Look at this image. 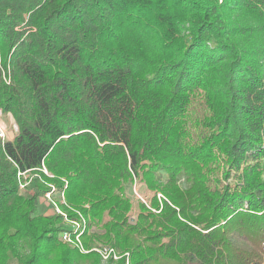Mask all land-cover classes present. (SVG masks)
<instances>
[{
    "label": "trees",
    "instance_id": "obj_1",
    "mask_svg": "<svg viewBox=\"0 0 264 264\" xmlns=\"http://www.w3.org/2000/svg\"><path fill=\"white\" fill-rule=\"evenodd\" d=\"M0 106L18 125L0 264H104L40 211L53 187L89 217L87 250L264 264V0H0ZM135 176L160 212L128 194Z\"/></svg>",
    "mask_w": 264,
    "mask_h": 264
},
{
    "label": "built area",
    "instance_id": "obj_2",
    "mask_svg": "<svg viewBox=\"0 0 264 264\" xmlns=\"http://www.w3.org/2000/svg\"><path fill=\"white\" fill-rule=\"evenodd\" d=\"M7 115L8 114H5L2 107L0 106V141L2 143H4L7 140H10L8 124H7V121L5 119V117ZM9 115L12 117V121H10V125H12L14 132L17 133L18 132V125L16 124L15 119L13 118L12 114L9 113ZM42 170L46 174L50 175L44 165L42 167ZM19 175H21L23 177V179L20 183V188H21V190H24L26 188V186H28V184L30 183V179H28V176L30 174H29V172H23V173L19 172ZM57 192L58 191L55 190V187H53V189L51 191L46 192V196L48 198H50L51 202H53L52 198H51V194H54ZM133 192L138 199H140L141 201H144L147 205H149L145 201L144 197L139 193L137 186H134ZM159 199L161 200V194H159ZM61 204L66 205V202L65 201L61 202L60 206H59L60 208L57 207L56 211L58 213H60V215L63 216V218L65 219V221H67L69 223L68 226L64 230H62L61 235H60L61 240L63 242L75 244V246L79 247V249L85 253L90 252V251H95L102 257L103 262L104 261L108 262L111 259L114 261H118L121 258L125 257L126 258V264L131 263L129 252L122 253V252L118 251L116 248H114L108 244L102 243V244H99L98 246H96L90 250L85 249L83 242H82V235L85 232V230L87 229L88 223H87L86 219L83 217V215H81L79 212H76V211H75L76 213H79L78 214L79 218H72L69 215L68 211H64L62 209ZM149 208L156 211L151 206H149Z\"/></svg>",
    "mask_w": 264,
    "mask_h": 264
},
{
    "label": "rangeland",
    "instance_id": "obj_3",
    "mask_svg": "<svg viewBox=\"0 0 264 264\" xmlns=\"http://www.w3.org/2000/svg\"><path fill=\"white\" fill-rule=\"evenodd\" d=\"M5 119H6V121H7V124H8V130H11L12 132H10V134H12V136H14L16 133L14 132V130H13V127H12V125H10V121H12V117L8 114L6 117H5ZM14 134V135H13ZM10 136V135H9ZM11 137V136H10ZM50 174V173H49ZM51 175V174H50ZM64 183H65V186H68V181L67 180H65L64 181ZM134 186H137V188H138V191H139V193L144 197V199H145V201L149 204V205H147L144 201H141L140 199H138L137 197H136V195L134 194V192H133V188H134ZM131 191H127L128 192V194L130 195V196H132L133 198H134V200L135 201H137V202H143L144 204H146L147 205V207L149 208V206H151L152 208H154L156 211H154V210H152L151 208H149L150 210H152L153 212H155V213H158V212H160V210L158 211V209H157V207H155L154 205H153V198H154V196H156V198H157V201L160 203V204H163L162 202H163V200H165L166 199V197L163 195V193H161V192H154V191H152V190H150L143 182H141L136 176H135V178L133 179V181H132V186H131ZM159 194H161V200L159 199ZM51 198H52V201L54 202H51V200H50V198H48L47 196H46V193H44V195H42L41 197H40V211L42 212V214H44V215H59V216H61L60 215V213H58L57 211H56V208L57 207H59L60 206V203L61 202H63V201H65L66 202V197H65V193H64V191L62 190V191H59V192H57V193H54V194H51ZM62 206V205H61ZM88 206V205H87ZM68 207V206H67ZM60 208V207H59ZM62 209L64 210V211H68L67 209H64L63 207H62ZM62 217V220H63V223L65 224V226H68V222L67 221H65V219L63 218V216H61ZM85 219H86V221L88 222V220H89V217H85V216H83ZM136 218H137V216H136V214L135 213H133L132 214V216L130 217V221L132 222V223H134L135 222V220H136ZM96 228H95V226H93V228H92V230L91 231H94ZM66 243V242H65ZM70 244H72V243H70ZM102 244V243H101ZM105 244V243H104ZM73 245H75V244H73ZM109 245V244H108ZM112 246V245H111ZM96 247V246H95ZM112 247H114V246H112ZM115 248V247H114ZM119 251V250H118ZM130 260H131V257H130ZM110 261V260H109ZM102 262H103V260H102ZM104 264H106L107 262H103ZM10 264H17L14 260H11V262H10Z\"/></svg>",
    "mask_w": 264,
    "mask_h": 264
},
{
    "label": "crops",
    "instance_id": "obj_4",
    "mask_svg": "<svg viewBox=\"0 0 264 264\" xmlns=\"http://www.w3.org/2000/svg\"><path fill=\"white\" fill-rule=\"evenodd\" d=\"M10 132H12V131L9 130V135L11 136L10 139H13L15 135L13 134L14 136H12V134H10Z\"/></svg>",
    "mask_w": 264,
    "mask_h": 264
}]
</instances>
